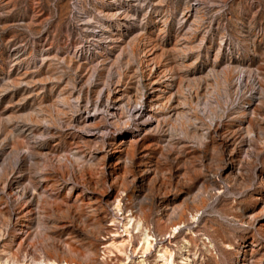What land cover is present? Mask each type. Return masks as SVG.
<instances>
[{"label":"rangeland","instance_id":"obj_1","mask_svg":"<svg viewBox=\"0 0 264 264\" xmlns=\"http://www.w3.org/2000/svg\"><path fill=\"white\" fill-rule=\"evenodd\" d=\"M62 250L264 264V0H0V264Z\"/></svg>","mask_w":264,"mask_h":264},{"label":"bare ground","instance_id":"obj_2","mask_svg":"<svg viewBox=\"0 0 264 264\" xmlns=\"http://www.w3.org/2000/svg\"><path fill=\"white\" fill-rule=\"evenodd\" d=\"M242 83V81L239 79L238 81V85H240ZM243 84V83H242ZM176 112V109L173 110ZM147 126H149L150 124H146ZM13 185V190L15 191V194L17 195L18 198H23L25 199L24 201H26L27 203H34L37 204L39 202V195L38 194H28L26 193V190H24V188H19L21 185L19 182H15L12 184ZM70 188V186H69ZM204 199L201 198L200 199V206L204 205ZM186 208V207H185ZM29 210V209H28ZM27 213L29 211H26ZM25 213V212H24ZM187 215H190V212L187 213L185 212V210H180V213L177 215V219L175 221H172L171 224L168 223V225L166 226V233L168 234H175L178 233V229H179V224L183 221H185ZM133 218V217H132ZM130 220L126 221L127 224L129 223ZM165 227V226H163ZM124 232H127L126 227L123 229ZM149 235L147 233H144L141 239V249L142 251H147L150 246H151V242L152 240L148 237ZM66 250V249H65ZM67 251V250H66ZM66 251H61V254L58 255L57 260H51V259H46V258H42L40 259L38 262L34 263V264H85L82 260H77L74 257L68 256ZM163 257H164V261L166 264H170L169 261V253L167 252V250L164 251L163 253ZM3 264H8V262H4ZM12 264H18L17 262H12ZM22 264H32L31 262H26L24 261Z\"/></svg>","mask_w":264,"mask_h":264}]
</instances>
